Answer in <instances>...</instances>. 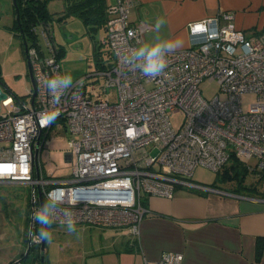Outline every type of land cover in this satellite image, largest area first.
Wrapping results in <instances>:
<instances>
[{"label": "built area", "instance_id": "built-area-1", "mask_svg": "<svg viewBox=\"0 0 264 264\" xmlns=\"http://www.w3.org/2000/svg\"><path fill=\"white\" fill-rule=\"evenodd\" d=\"M131 7L132 0H117L107 8L113 65L73 82L58 104L44 84L55 74L64 75L51 22L34 28L27 46L34 101L33 90L26 101L6 91L0 78L7 95L0 100V184L32 187L31 248L43 241L34 232L33 218L42 207L40 193L46 203L50 194L59 198L54 226H68V210L75 226L124 227L136 239L148 213L146 197L171 201L180 189L211 190L191 180L198 167L219 173L235 155L264 168V37L249 39L226 13L191 22L190 47L167 53L166 75L153 79L125 59L149 29L129 20ZM200 25L213 34L195 32ZM89 79L90 91L82 86ZM204 81H216L227 98H204ZM246 94L257 97L247 110L241 101ZM53 111L59 115L49 122ZM174 114L183 116L177 128ZM58 122L71 135L65 154L74 164L69 177L45 173L40 162ZM183 261V254L169 252L158 264Z\"/></svg>", "mask_w": 264, "mask_h": 264}, {"label": "crops", "instance_id": "crops-1", "mask_svg": "<svg viewBox=\"0 0 264 264\" xmlns=\"http://www.w3.org/2000/svg\"><path fill=\"white\" fill-rule=\"evenodd\" d=\"M132 2L129 20L149 28L140 46L159 37L180 42L172 52L189 48L188 24L224 13L233 16L236 28L249 39L264 37V0ZM107 3L110 7L117 0ZM158 19L164 24L157 32ZM144 202L148 213L136 239L124 227L75 226L70 233L68 226L52 225L53 235L64 233L67 244L57 264H158L169 252L183 254V264H264V251L260 261L255 258L258 239L264 238V196H243L216 186L211 190L180 189L171 201L146 197ZM72 239L76 241L70 248Z\"/></svg>", "mask_w": 264, "mask_h": 264}, {"label": "rangeland", "instance_id": "rangeland-1", "mask_svg": "<svg viewBox=\"0 0 264 264\" xmlns=\"http://www.w3.org/2000/svg\"><path fill=\"white\" fill-rule=\"evenodd\" d=\"M48 9L54 14V33L57 43L64 50V57L61 60L63 74H70L73 82H76L95 71L93 62L99 41L103 38V32H98L91 37L88 29L83 22L75 17H69L65 21H58V16L65 9L63 0H54L49 3ZM15 7L13 0H0V78L9 93L13 96L21 97L26 101L31 98L33 90L32 81L29 75V65L23 46V38L14 28ZM97 41L98 43H95ZM43 47L44 42L41 40ZM105 53L106 47L102 48ZM93 79L83 82L84 88L87 86L90 91V83ZM200 90L204 98L212 100L220 95V98L226 99L227 96L220 93L219 84L214 81H204ZM113 90L110 94L113 95ZM96 99V98H94ZM257 97L253 94H246L242 97L243 108L249 109L250 105L255 103ZM174 128L179 127L183 116L179 114L171 115ZM71 139L70 133L61 123H56L51 129L48 141L49 147L44 148L40 154V162L47 174L54 177L71 176L74 164L67 162L65 154L68 151V142ZM247 165L253 170L259 168V173H251L246 179V185L254 184L255 191L242 190L243 194H253L264 192V179L259 162L252 159L246 160ZM222 172H215L208 168L198 167L191 180L194 183L213 186L218 185L221 189L233 192V184L225 183L220 180ZM32 187L26 184L9 183L0 184V264H10L22 258L27 251V238L29 235L28 218L29 205L31 203ZM262 195V194H261ZM63 228H57L61 231ZM54 228L51 226L50 235L46 240L45 264H57L66 251V243L63 238L64 233L56 232L53 235ZM76 240H69L74 243ZM73 247L70 245V248ZM37 249L28 259V264H38ZM53 254V255H52Z\"/></svg>", "mask_w": 264, "mask_h": 264}, {"label": "trees", "instance_id": "trees-1", "mask_svg": "<svg viewBox=\"0 0 264 264\" xmlns=\"http://www.w3.org/2000/svg\"><path fill=\"white\" fill-rule=\"evenodd\" d=\"M54 0H15V24L14 28L17 30L21 37H24L27 43H30V40L33 38V29L38 27L42 23H53L54 14L50 13L48 9V5L50 2ZM65 4V9L62 14L58 16V21H65L69 17H75L80 19L83 24L88 29V32L91 34V37L95 38L94 35L98 32H103V38L99 41V45L97 46L96 52L94 54L93 62L95 64L96 69L98 70H106L110 66L113 65V55L109 49L107 42V20L109 19L108 15V3L107 0H63ZM18 15V18H17ZM95 43H98L95 41ZM106 47L107 51L104 53L102 48ZM64 57V50L61 49L60 60ZM229 163L220 171L222 173L221 181L229 184H233L234 190L233 193H237L240 195H250L255 196L253 194L244 193L242 190H247L249 192L255 191L254 184L251 183L246 185V179L251 173H259V168L251 169L246 161L239 159L237 156L233 155L228 161ZM262 178L264 179V169L262 170ZM216 184L213 187L216 188ZM199 193V191H195ZM256 192V191H255ZM257 193V192H256ZM262 194V195H261ZM257 196H264L263 193H258ZM145 201V200H144ZM143 204L145 205V202ZM46 201H44V204ZM32 204L29 205V218H28V230L30 234V211ZM53 224L48 226V232L50 227ZM41 225L36 222L34 232L39 233ZM29 238V235H28ZM28 238H27V246H28ZM257 251H256V260L260 261V257H262L264 251V238L258 239L257 243ZM34 249H37V262L41 264V256L42 251L41 247H32L31 254ZM44 255L45 251H44ZM25 254L22 255V258ZM29 259V258H28ZM28 259L26 262L28 263ZM45 259V258H44ZM45 264V262H44Z\"/></svg>", "mask_w": 264, "mask_h": 264}, {"label": "clouds", "instance_id": "clouds-1", "mask_svg": "<svg viewBox=\"0 0 264 264\" xmlns=\"http://www.w3.org/2000/svg\"><path fill=\"white\" fill-rule=\"evenodd\" d=\"M163 24V19H158L156 21L155 27L157 32ZM194 31L205 32L209 35L213 34L212 31H209V29L202 25L198 26L194 29ZM179 46L180 42L172 43L166 40H161L157 37L154 43L145 44L137 49H133L130 55L125 59L127 63L139 68L144 75L154 79L156 77L166 75L164 72V69L167 67L166 54ZM44 84L52 95L53 103L58 104L60 102V97L64 94V92L72 87L73 77L70 74H55L52 77L47 78L44 81ZM58 115V112L53 111L47 119L51 122L55 120ZM55 191L59 192L60 190L57 189ZM58 203L59 198L52 197L50 194L49 201L34 212V220L41 225L38 238H46L50 235L46 229L47 226L51 225L53 222L54 212ZM65 216L67 217L68 231L70 233L74 232L76 230L75 224L68 210H65Z\"/></svg>", "mask_w": 264, "mask_h": 264}, {"label": "water", "instance_id": "water-1", "mask_svg": "<svg viewBox=\"0 0 264 264\" xmlns=\"http://www.w3.org/2000/svg\"><path fill=\"white\" fill-rule=\"evenodd\" d=\"M13 1L15 3V0H13ZM17 18H18V15H17ZM22 38H23V46L25 48V52H27L28 43H27V41L25 40L24 37H22ZM29 75H30V78H31V81H32V85H33V96H32V98H33V101H34V99L36 97V92H35L34 79L32 77L30 67H29ZM3 88L5 89L4 85H3ZM5 98H7V95L2 91V89H0V100L5 99ZM40 201H41V206H43L44 205V200H43V197H42L41 193H40ZM46 230L48 231V226H47ZM42 239H43V241H42V245H41V251H42L41 264H44V262H45L44 251H45V245H46L47 237L46 238H42ZM30 253H31V247H30V245H28V248H27V251L25 253V256L23 257V260L26 261L29 258Z\"/></svg>", "mask_w": 264, "mask_h": 264}]
</instances>
